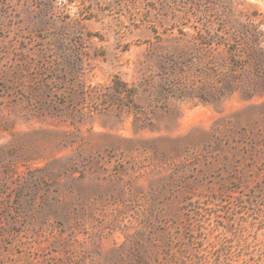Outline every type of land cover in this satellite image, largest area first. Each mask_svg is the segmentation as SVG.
<instances>
[{"label":"rangeland","instance_id":"rangeland-1","mask_svg":"<svg viewBox=\"0 0 264 264\" xmlns=\"http://www.w3.org/2000/svg\"><path fill=\"white\" fill-rule=\"evenodd\" d=\"M0 264H264V0H0Z\"/></svg>","mask_w":264,"mask_h":264}]
</instances>
